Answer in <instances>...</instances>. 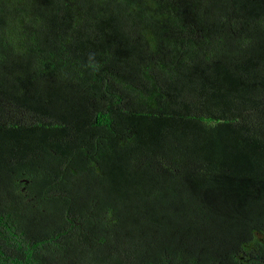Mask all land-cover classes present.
Returning <instances> with one entry per match:
<instances>
[{
    "label": "trees",
    "instance_id": "trees-1",
    "mask_svg": "<svg viewBox=\"0 0 264 264\" xmlns=\"http://www.w3.org/2000/svg\"><path fill=\"white\" fill-rule=\"evenodd\" d=\"M0 264H264V0H0Z\"/></svg>",
    "mask_w": 264,
    "mask_h": 264
}]
</instances>
